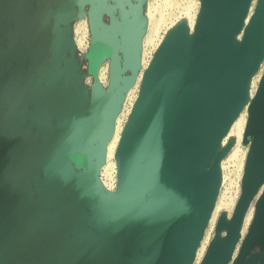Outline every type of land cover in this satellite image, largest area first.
<instances>
[{
	"label": "water",
	"instance_id": "1",
	"mask_svg": "<svg viewBox=\"0 0 264 264\" xmlns=\"http://www.w3.org/2000/svg\"><path fill=\"white\" fill-rule=\"evenodd\" d=\"M249 2L201 0L192 44L181 28L162 44L121 134L112 196L98 173L138 75L146 0H0V264L192 263L219 184L217 146L261 56L264 0L232 45ZM77 17L90 31L81 53L71 38ZM77 53L101 56L95 93L77 83ZM249 139L241 196L229 223L216 224L226 235L209 242L200 264L230 263L264 184V73ZM231 264H264V190Z\"/></svg>",
	"mask_w": 264,
	"mask_h": 264
},
{
	"label": "bare ground",
	"instance_id": "2",
	"mask_svg": "<svg viewBox=\"0 0 264 264\" xmlns=\"http://www.w3.org/2000/svg\"><path fill=\"white\" fill-rule=\"evenodd\" d=\"M258 0H250L248 8L246 10V13L242 19L241 25L239 30L234 34L232 45L233 47H238L243 39L246 32V29L254 15L256 4ZM148 4V3H147ZM152 5V4H151ZM150 4L147 6L148 8V21L150 22V30L149 33L145 36L144 43L141 45L140 50V66L137 78L133 84L125 93L124 98L121 102L120 111L116 115L113 121V129L112 134L110 138L108 139L106 143V154L104 157L103 164L101 165V168L98 173V180L100 182L101 187L104 189V191L108 195H115L117 193L118 189V177H117V164L115 160V153L121 138V134L123 131V128L126 124V122L131 118L133 108L138 100L139 95V89L142 81L143 74L145 70L153 63L155 60V57L162 46V44L165 42V40L169 37L171 33L175 31V27L172 26L169 28L163 36L160 37L157 43H153L154 47L153 51L150 52L146 48V44H151L153 42V34L156 31V27L159 24V20H156L155 16L157 14L156 7L151 6ZM201 5V0H198V9L193 17H188L187 19H182L180 21L181 25L184 28L185 33V47L189 44H192L194 39V28L195 23L198 17L199 9ZM160 15V14H159ZM160 19V18H159ZM172 25V24H171ZM170 27V26H169ZM167 28V27H166ZM87 25L84 19L82 21H79L75 27L74 32L76 33L77 39L75 41L76 47H79L82 43L83 37H85L86 34ZM263 35H264V25H263ZM75 36V37H76ZM84 45V44H83ZM85 46V45H84ZM79 48H82L79 47ZM184 50L182 51L181 55H183ZM106 66V65H105ZM107 68L102 67L98 72V82L99 85L103 88L105 85L104 80L106 79L107 74ZM264 73V41L261 49V56L258 63L255 65L253 70L250 72L246 79L245 84V103L241 110L239 111L238 115L235 117V119L230 124L228 130L226 133L222 136L216 150V154L219 153L227 144L228 140L232 135L235 133L238 135L237 143L234 144L235 146L232 149V152L230 154L231 157H237L240 154V167L242 166V176L244 175L245 166L247 157L249 155V150L251 146V139L248 141L244 140V135L246 132L248 120H249V114H250V107L252 105V102L255 98V95L257 93L259 83L261 81V78ZM28 128L32 129V125L30 122L27 123ZM237 137V136H236ZM244 143L245 147L244 149H240V146ZM241 151V153H240ZM229 153V152H228ZM229 156V157H230ZM237 159V158H236ZM234 164V163H233ZM234 166V165H233ZM218 173H219V184L216 192L215 201L212 207V210L207 218L206 225L204 228V232L202 235V238L196 248V251L194 253V258L191 264H199L204 256V250L207 244V237L209 236V231L213 228L215 225V222L218 218L219 211H225V217L224 220L226 223H229V221L232 218L233 212L235 210L236 204L241 196L242 193V186L239 185V188L237 190H232V183L233 181L231 179L228 180L226 178L225 174V160L221 159L218 161L217 165ZM240 171V169H239ZM236 172V170H235ZM237 175L236 173H234ZM236 179V178H235ZM264 190V184H262L257 193L255 194L254 198L252 199V202L249 203L247 206L243 217L241 219L240 228H239V234H238V240L235 249H233L231 259L233 260L236 256V254L239 252L241 244L247 235L249 226L253 220L254 213H255V204L259 196ZM231 193V194H230ZM226 235V232L223 233L220 240L223 239Z\"/></svg>",
	"mask_w": 264,
	"mask_h": 264
},
{
	"label": "rangeland",
	"instance_id": "3",
	"mask_svg": "<svg viewBox=\"0 0 264 264\" xmlns=\"http://www.w3.org/2000/svg\"><path fill=\"white\" fill-rule=\"evenodd\" d=\"M148 3V4H147ZM151 5L152 8L156 7L157 10V14L155 16L156 20H159V24L156 27V31L153 34V42L151 44H146V48L149 50V54L150 52L153 51L154 44L153 43H157L158 40L160 39L161 36H163L165 34V32L171 28L172 26H174L175 28H181L184 29L183 26L181 25L180 21L182 19H187L188 17H193L198 9V0H146L145 3V7H144V22H143V33H142V42L141 45L144 43V39L145 36L147 35V33H149L150 30V22L148 21V5ZM89 6H86L85 8H88ZM160 14V15H159ZM160 18V19H159ZM84 19V21L86 22L87 25V29H86V34L85 37H83L82 43L79 47L82 46V48L76 47L75 45V41L77 39L76 33L74 32V27L75 25L79 22L82 21ZM73 26H72V35L71 38L73 40L74 46L76 47L78 52H82V51H87L88 47H86L87 45V39L89 38V34L90 31L88 30V23H87V19L85 17H80V18H76L75 20L72 21ZM172 24V25H171ZM170 26V27H169ZM167 27V28H166ZM76 36V37H75ZM144 38V39H143ZM85 46H84V45ZM140 50H141V46H140ZM103 52L101 51H98ZM76 58L77 61L79 63V67H80V72H81V77L77 76V83L81 84L82 86H85L86 89H88L89 92H91L93 90V92L95 91V88L91 87V83L94 82V77H93V71L96 69L97 65L99 64V60L101 58L100 54L92 53V60L90 61L86 55L85 56H81L78 55V53L76 54ZM106 65V66H105ZM102 67H106L108 69V64L107 62H103L100 64L99 68H98V72ZM107 74H108V70H107ZM97 77H98V73H97ZM105 84L108 82V75H106V79L104 80ZM105 86V85H104ZM95 93V92H94ZM33 117H31L30 119H32ZM237 136V137H236ZM237 139H238V135L235 133L234 135H232L230 137V139L228 140L227 144L225 145V147L221 150L220 153V159L225 160V176L226 178L231 179L233 181L232 183V190H237V188H239V185L242 186V180H243V176H242V166L240 167V154L237 157H231L230 154L232 152L233 147L235 146L234 144L237 143ZM245 145L242 142L240 149H244ZM229 152V153H228ZM241 153V151H240ZM230 156V157H229ZM237 158V159H236ZM234 163V164H233ZM234 165V166H233ZM240 169V171H239ZM236 170V172H235ZM234 173H236L237 175H235ZM236 178V179H235ZM231 194V193H230ZM252 202V201H251ZM249 205V204H248ZM225 215V211H219L218 213V218H223ZM217 221L215 222V225L213 226V228L209 231V236L207 237V244L204 250V256L208 247L209 242L212 239H219L221 238V236L223 235V233H225L227 231L226 228H222V229H218L216 227ZM237 244V243H236ZM236 247V245H235ZM234 247V249H235ZM258 247H255L252 249V252H256L258 251ZM238 254V253H237ZM236 254V256H237ZM203 256V258H204ZM235 256V257H236ZM202 258V260H203ZM235 259V258H234ZM233 259V260H234ZM201 260V262H202ZM232 259H230V263L233 261ZM200 262V263H201ZM199 263V264H200Z\"/></svg>",
	"mask_w": 264,
	"mask_h": 264
},
{
	"label": "built area",
	"instance_id": "4",
	"mask_svg": "<svg viewBox=\"0 0 264 264\" xmlns=\"http://www.w3.org/2000/svg\"><path fill=\"white\" fill-rule=\"evenodd\" d=\"M89 46V38L87 39V45H86V47H88ZM86 51V50H85Z\"/></svg>",
	"mask_w": 264,
	"mask_h": 264
}]
</instances>
